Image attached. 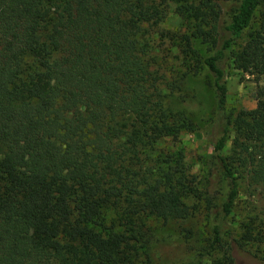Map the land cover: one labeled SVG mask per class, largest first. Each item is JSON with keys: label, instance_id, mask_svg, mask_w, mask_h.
Listing matches in <instances>:
<instances>
[{"label": "trees", "instance_id": "16d2710c", "mask_svg": "<svg viewBox=\"0 0 264 264\" xmlns=\"http://www.w3.org/2000/svg\"><path fill=\"white\" fill-rule=\"evenodd\" d=\"M170 1L195 25L179 39L186 69L167 75L154 0H0V264H149L145 219L194 213L209 240L179 264H264V250H252L264 244V86L230 119L220 67L228 59L264 78L263 0ZM200 67L211 76L215 127L211 168L197 182L167 138L193 130L169 98ZM240 185L250 214L226 242Z\"/></svg>", "mask_w": 264, "mask_h": 264}, {"label": "rangeland", "instance_id": "374dc122", "mask_svg": "<svg viewBox=\"0 0 264 264\" xmlns=\"http://www.w3.org/2000/svg\"><path fill=\"white\" fill-rule=\"evenodd\" d=\"M154 1L164 9V17L159 24V30L166 33L162 39L163 46L159 47L166 57L164 72L168 75L167 70L172 66L181 72L186 69V66L180 62V35L184 32L190 33L194 29L195 23L172 13V1ZM262 4H264V0ZM245 38L246 32L236 42L237 46L241 45ZM192 46L199 55L206 54L205 46L198 40L194 39ZM220 67L224 73L226 86L224 114L232 119L239 109H251L255 106V89L257 85L264 86V78L255 82L251 75L235 69L228 59L222 62ZM179 85V91L173 93L169 101L172 106L184 109L193 123V130L182 131L173 141L167 138V142L175 143L182 150L187 178H194L195 181L201 182L203 176L207 175V170L211 168L210 162H208L210 145L206 136L210 131L214 132L213 127H215L211 76L206 69L200 67L195 73L188 72ZM233 139L234 136L230 131L225 140V147L221 151L226 158L229 155ZM197 186L199 185L197 184ZM207 187H210V184ZM226 187V184L222 183L218 189L222 197ZM239 188V195L225 226L229 233L222 235L223 241L226 242L231 234H238L242 222L246 221V216L250 214L247 203L251 201V197L245 193L241 185ZM144 224V227L139 229V233L144 235L146 240L149 264H179L187 261L205 248L209 240L207 221L202 213H194L186 218L168 221L149 217L145 219ZM252 246V250L256 246H259L258 250H264V244H252ZM220 256L221 248H217L203 263ZM246 258V264H254V261L251 260L252 263H250V259Z\"/></svg>", "mask_w": 264, "mask_h": 264}]
</instances>
